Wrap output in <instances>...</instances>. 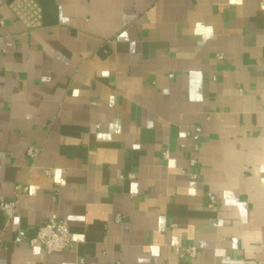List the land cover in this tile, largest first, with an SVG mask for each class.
<instances>
[{"label":"crops","instance_id":"1","mask_svg":"<svg viewBox=\"0 0 264 264\" xmlns=\"http://www.w3.org/2000/svg\"><path fill=\"white\" fill-rule=\"evenodd\" d=\"M17 184L0 264H264L260 0H0V202ZM51 215L73 245L47 254Z\"/></svg>","mask_w":264,"mask_h":264},{"label":"built area","instance_id":"2","mask_svg":"<svg viewBox=\"0 0 264 264\" xmlns=\"http://www.w3.org/2000/svg\"><path fill=\"white\" fill-rule=\"evenodd\" d=\"M260 7L264 9V0H260ZM37 150L35 148H28L27 155L33 158L36 155ZM163 156L167 157V152H163ZM193 163V160L192 162ZM49 174L50 172L47 171ZM27 192V186L23 184H17L14 188V197L11 199L2 200L0 202V210L7 216L13 214L17 198ZM207 207L213 209L217 205L216 197L208 192L206 194ZM121 216L117 215L115 221L119 222ZM32 243H39L47 254L52 252H59L67 250L72 247L73 241L70 236L68 221L66 218L57 217L51 215L43 224L38 226L34 238L31 240ZM185 253L188 256L195 257L197 249L194 246H188L185 248ZM117 264V263H113Z\"/></svg>","mask_w":264,"mask_h":264}]
</instances>
